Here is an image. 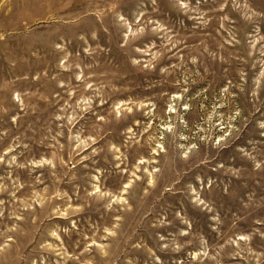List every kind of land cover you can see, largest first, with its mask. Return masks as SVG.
I'll use <instances>...</instances> for the list:
<instances>
[{"label": "rangeland", "instance_id": "1", "mask_svg": "<svg viewBox=\"0 0 264 264\" xmlns=\"http://www.w3.org/2000/svg\"><path fill=\"white\" fill-rule=\"evenodd\" d=\"M0 264H264V0H0Z\"/></svg>", "mask_w": 264, "mask_h": 264}]
</instances>
